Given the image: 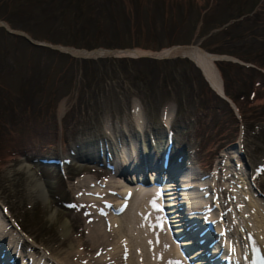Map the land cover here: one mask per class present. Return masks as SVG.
Here are the masks:
<instances>
[{
  "label": "rangeland",
  "instance_id": "374dc122",
  "mask_svg": "<svg viewBox=\"0 0 264 264\" xmlns=\"http://www.w3.org/2000/svg\"><path fill=\"white\" fill-rule=\"evenodd\" d=\"M0 22L37 45L0 27V210L27 240L55 256L63 232L70 239L62 251L77 255L71 260L81 253L91 264L126 261L104 256L109 246L102 253L82 246L92 218L110 225L107 212L90 217L76 204L85 179L86 196L110 210L120 190L102 192L119 178L69 158L80 141L91 155L94 139L108 148L114 129L123 150L140 140L145 148L148 140L164 145L169 121L191 171L211 172L220 155H234L229 162L242 163L231 172L243 185L237 189L264 204V0H0ZM177 47L222 57L214 64L230 103L186 57L102 53ZM130 127H147V135Z\"/></svg>",
  "mask_w": 264,
  "mask_h": 264
},
{
  "label": "bare ground",
  "instance_id": "6f19581e",
  "mask_svg": "<svg viewBox=\"0 0 264 264\" xmlns=\"http://www.w3.org/2000/svg\"><path fill=\"white\" fill-rule=\"evenodd\" d=\"M102 53L111 56H151L162 59L174 56L186 57L202 69V73L205 74L212 87L223 96L222 81L214 64L217 57L206 54L197 47H177L156 54L140 50L103 51ZM77 55H84V53ZM130 128L134 131L135 127ZM146 128L142 129L143 135H147ZM134 132L136 135L138 130ZM180 134L188 135L185 131ZM100 135L103 137L102 133ZM109 136L114 146L113 158H116L121 166L124 164L129 170L132 169L128 171L127 179H125L126 171H121L124 173L112 174L113 179L117 176L119 180L107 182L109 186L106 188L108 189L102 192L106 196L111 191L120 190L119 197L114 198L115 203L108 211L104 208L99 210L100 201L86 196L87 193L91 194L87 187L89 181L83 180L86 183L82 185L84 192L78 196L76 204L85 206L87 209L85 212L90 217L100 215L102 211L107 212L109 223L107 224L105 220L104 222L106 225H110L107 229L102 228L101 220L103 218H92L85 224L83 230L81 238H84V244H86L84 245L82 242L83 247L97 249L101 253L104 248L110 249L109 247H111V251L105 252L104 256L112 255L109 258L114 261L125 258L126 261L119 262L121 264H227L226 259L228 258L231 264H264V204L259 205L252 194L245 200V196L243 197L237 189L243 185L240 186L239 182L235 184L233 180L235 176H232L231 172L235 169L241 170V160H237L235 166L230 163L232 162L230 160L235 157L234 155L228 157L227 154L220 155V160L216 158L212 167L213 175L204 171L203 175L201 174L203 178H198V172L196 174L194 171H182L184 163L191 162V155L185 150L180 151L176 145V153L171 160L172 166L169 168L170 163L166 160L168 157L167 148H165L166 153L163 160L157 157L155 146L139 147L142 143L141 140V143L135 145L132 142L131 147L128 144L127 153L124 150L122 153L118 152L123 143L121 133L119 134L114 129V132H110ZM175 138L176 136H174ZM80 142L77 143L78 146H75L74 150L71 149L69 158L72 160H74L73 152L79 155L84 153V145L82 146ZM194 152L196 154V150ZM195 154L193 153V155ZM86 157H84L85 160ZM185 158L187 159L184 161ZM236 158L238 157L236 156ZM160 165L164 169L163 172L159 171ZM237 166L238 168L233 169ZM104 167L107 168H103L104 170L112 172L108 166L104 165ZM156 172L160 174L157 175ZM176 174L178 175L176 179L171 177ZM218 176L223 182L222 185ZM164 177L170 179L169 190L163 188V186H167L162 182ZM156 178L158 181L153 180ZM211 179L218 183L214 186L215 192H212L211 198L197 200L202 190L207 192L206 185ZM193 188H197L199 192L194 191ZM258 205L262 207V210H259L260 208L256 210ZM198 206H203V209L205 206L208 209L214 207L217 214L211 217L218 216L221 223H211L208 220L207 224L205 222L202 224L204 217L201 211H198ZM113 210L114 212H112ZM198 223L202 227L198 229L199 231L194 228ZM0 225V264H91L89 261H85V257L80 252L81 259L71 260L70 256L74 258L77 255L71 253L72 251L67 253L62 251L63 241L70 239L67 233L62 232V243L57 247L60 248L58 250L60 252L54 256L52 255L54 253L48 251L44 246L39 248L18 230L16 231L14 229L15 221L4 209L0 210ZM207 226H209L208 229ZM137 228L139 230H136ZM225 232L227 233L226 238H224ZM216 239L220 240L219 245L210 246L209 243L208 247H204L203 244H206L207 241L212 243ZM202 240L205 242L203 243ZM74 244L78 248L80 247L79 242H70V249L74 248ZM117 253L119 258L115 256ZM219 253L224 255L219 256Z\"/></svg>",
  "mask_w": 264,
  "mask_h": 264
},
{
  "label": "water",
  "instance_id": "95a60500",
  "mask_svg": "<svg viewBox=\"0 0 264 264\" xmlns=\"http://www.w3.org/2000/svg\"><path fill=\"white\" fill-rule=\"evenodd\" d=\"M18 35H20L19 33H16ZM25 37V36H24ZM31 44H34L33 41H31L30 39H28L27 37H25ZM65 51H67L68 53L71 51L69 49H65Z\"/></svg>",
  "mask_w": 264,
  "mask_h": 264
},
{
  "label": "snow or ice",
  "instance_id": "6c2138e0",
  "mask_svg": "<svg viewBox=\"0 0 264 264\" xmlns=\"http://www.w3.org/2000/svg\"><path fill=\"white\" fill-rule=\"evenodd\" d=\"M125 207H126V205H125ZM102 214H105V213L102 212ZM105 215H106V214H105Z\"/></svg>",
  "mask_w": 264,
  "mask_h": 264
}]
</instances>
